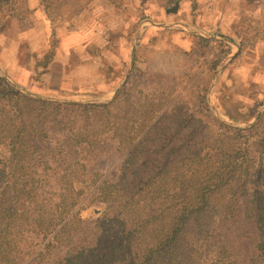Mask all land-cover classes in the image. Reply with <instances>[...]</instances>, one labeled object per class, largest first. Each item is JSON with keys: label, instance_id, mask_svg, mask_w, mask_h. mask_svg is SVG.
Listing matches in <instances>:
<instances>
[{"label": "trees", "instance_id": "trees-1", "mask_svg": "<svg viewBox=\"0 0 264 264\" xmlns=\"http://www.w3.org/2000/svg\"><path fill=\"white\" fill-rule=\"evenodd\" d=\"M16 1L0 0V32ZM259 25L239 14L242 54L263 51ZM189 35L217 75L233 47ZM142 73L137 61L108 80L122 89L104 102L38 97L0 75V264H264V113L231 125L193 78L190 102ZM93 204L104 210L88 224Z\"/></svg>", "mask_w": 264, "mask_h": 264}, {"label": "rangeland", "instance_id": "rangeland-1", "mask_svg": "<svg viewBox=\"0 0 264 264\" xmlns=\"http://www.w3.org/2000/svg\"><path fill=\"white\" fill-rule=\"evenodd\" d=\"M58 1L49 5L45 0H17L2 12L0 75L8 77L16 87L55 100L104 102L116 95L111 96L116 88L117 91L122 89L120 82L112 86L110 83L122 75H129L135 62L140 61L143 75L150 78L152 75L165 76L174 91L188 94L190 102L200 91L190 85L185 92L181 80L193 78L197 85L208 88L215 115L219 118L217 113H220L223 120L219 119L228 124L249 126L260 120L264 113V104L259 105L260 101L264 102V40L261 39L259 44L263 51L256 49L262 52V66H254L257 71L253 79L246 82L238 77L233 81L227 78L228 67L236 65L245 70V61L253 55L252 52L242 54L238 43L230 36V41L237 45H232L234 59L225 61L213 76L206 68L212 49H194L191 46L193 37L188 36L186 29L173 24L184 23L193 29L190 24L194 14H189V5L181 14L172 16L171 13L165 14L164 7L174 11L177 3L173 0ZM234 1L237 8H243L244 4L242 11H233L236 19L239 14L247 12L264 29V12H255L259 6L253 5V0H248L247 5L244 1ZM255 2H259L264 10V0ZM11 15L19 17L16 19ZM210 31L213 32L202 31L206 35L203 36L223 37L216 24ZM190 33L201 36L198 32ZM256 50L252 48L253 52ZM37 61L41 64L36 67ZM105 73L107 78L103 80ZM229 110L231 114L227 116L222 112ZM97 169L102 174L115 172L110 159L102 161ZM103 210V205L93 204L82 216L92 224Z\"/></svg>", "mask_w": 264, "mask_h": 264}, {"label": "crops", "instance_id": "crops-1", "mask_svg": "<svg viewBox=\"0 0 264 264\" xmlns=\"http://www.w3.org/2000/svg\"><path fill=\"white\" fill-rule=\"evenodd\" d=\"M240 1H244V3L246 5L248 3V0H240ZM166 2H169V0H166ZM199 2H200V4H198ZM253 2H252L253 5L256 4L257 6H259L255 10L256 13L261 14L262 12H264V10L262 8H260L261 4L259 2H255V0H253ZM176 3H177L176 5L178 6V10L176 12L175 11L171 12L169 10L168 6H166L167 10L164 7V12H165V14H168V15L171 13L172 16L173 15L177 16V15L182 13V9L186 5H189L190 9H191L189 14L190 13H191V15L194 14V18L192 19L193 22L190 24V25L194 26L193 29L189 28L184 23L183 24L173 23L176 26H180V27L186 29L189 37H192L191 35H189V34H192L190 32H198L201 34V36H203V35L206 36L202 31L207 32V33L213 32L210 30L214 29L215 24H216V29L220 30V32L223 33L222 34L223 37H221L220 35H217L215 37L214 36H210V37L215 38V39L217 38L218 40H225V38H226L227 40H229L227 42L231 46L233 45L235 47L238 45L237 43H236L237 44L236 45V44H234V42L230 41V35L232 34L231 26L234 24H238V22H239V19H236V15L234 14L233 11H242L244 9V4H242L243 8H242V6H239V8H237L236 7L237 3L234 0H195V3L193 2V0H178ZM197 6H198V9H196ZM196 18H199V20H197ZM262 31H264V29H262ZM181 33H183V32H181ZM175 34H178V32H176ZM212 35H214V34H212ZM187 40L189 41V39H187ZM260 43H262V41H260ZM260 46H262V45H260ZM238 47H239V45H238ZM250 52H252L251 54H253V55H251V57H247V60H246V58L244 59V60H246L245 61L246 62L245 63L246 64L245 70L242 71L241 68H237L236 65H234V67L231 68L232 65H230L228 67V69H230V71L228 70V72H227L228 73L227 78H230V79L232 78V80L235 81L236 80L235 78L240 77V81L247 80L246 82H249L251 79H253V75L257 71V68H255L256 70H254V66L256 67V65L257 66L261 65L262 52L260 53L257 50L255 52H253L252 49ZM37 57H38V55H37ZM232 58L234 59L233 55H231V57L229 59L232 60ZM237 73H243V74L238 75ZM243 75H244V78L242 77ZM250 87L252 88V85H250ZM228 114H231L230 110L228 111Z\"/></svg>", "mask_w": 264, "mask_h": 264}, {"label": "water", "instance_id": "water-1", "mask_svg": "<svg viewBox=\"0 0 264 264\" xmlns=\"http://www.w3.org/2000/svg\"><path fill=\"white\" fill-rule=\"evenodd\" d=\"M178 10V6H176V8H175V12ZM7 79L11 82V80L7 77ZM12 83V82H11ZM13 84V83H12ZM18 88V87H17ZM18 89H20V88H18ZM23 93H26L24 90H21ZM113 99V98H112ZM112 99H110V100H108V101H111ZM218 114V116H219V118H221L222 119V116H221V114L220 113H217ZM223 120V119H222ZM232 125V124H231Z\"/></svg>", "mask_w": 264, "mask_h": 264}]
</instances>
